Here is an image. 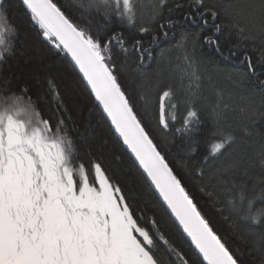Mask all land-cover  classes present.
<instances>
[{"label":"snow or ice","instance_id":"obj_1","mask_svg":"<svg viewBox=\"0 0 264 264\" xmlns=\"http://www.w3.org/2000/svg\"><path fill=\"white\" fill-rule=\"evenodd\" d=\"M21 3L50 50L71 58L93 98L90 112L102 108L100 123L106 124L108 138L101 137L104 151L80 154L54 76L46 84L59 101L61 114L55 118L44 116L28 87L0 89V264H264V231L249 243L234 219L260 223L264 207L254 209L248 200L242 210L228 197L229 190H209L200 165L177 171L122 83L120 61L135 57L142 66L157 53L163 58L171 50L163 45L179 31L174 48L183 53L190 79L202 78L198 49L203 48L223 59L236 58L246 67L245 75L259 79L264 47L253 49L260 52L255 60L246 49L257 15L264 33V0L227 6L212 0H154L147 18L142 0H88L87 15L100 16L102 26L85 19L84 6L72 0ZM10 7L9 0H0V17ZM229 29L243 43L228 40ZM10 54L0 49V63ZM259 82L264 89V80ZM173 95L171 85L159 93L161 131L170 128L167 103ZM199 125L198 111L189 107L176 129L187 137L191 158L199 151ZM212 135L219 142L211 145L205 161L235 143V136L219 126ZM189 180L200 186L190 188ZM145 189L155 195L151 217ZM205 197L223 229L205 211Z\"/></svg>","mask_w":264,"mask_h":264},{"label":"trees","instance_id":"obj_2","mask_svg":"<svg viewBox=\"0 0 264 264\" xmlns=\"http://www.w3.org/2000/svg\"><path fill=\"white\" fill-rule=\"evenodd\" d=\"M10 9L0 17V33L3 45L11 54L0 63V89L18 90V87H28L33 101L45 117L54 118L61 113L57 111L59 101L49 94L46 78L54 76L63 95V104L67 111L63 113L67 127L80 154L92 151L99 153L102 148L101 137L108 138L106 124L100 123L102 108L97 106L93 112V98L75 69L70 57L61 53L56 56L44 42L39 31L32 25L21 0H9ZM74 5L84 6L85 19H91L93 25L104 24L103 19L94 14L87 15L88 0H72ZM225 6L228 4L256 3L259 0H212ZM148 9L145 18L151 13ZM260 17L256 16V27L252 40L247 42V51L253 54L254 60L260 52L253 49L264 47V33L259 28ZM225 37L232 43H243V38L233 30H226ZM180 39V33L170 39L165 48L171 49L163 58L157 53V58L145 61L141 66L135 57H120L122 83L131 95L133 103L148 123L153 135L160 141L161 147L167 152L169 161L177 171L184 173L186 169L200 165L206 175L202 184L209 190L222 191L227 189L228 197L236 207L246 210L247 201L252 200L254 209L264 207V89L255 76H247L246 67L236 58L223 59L209 48L198 49L202 59L200 69L201 80L194 85L187 81L182 71L181 51L174 48ZM229 46H231L229 44ZM245 51L242 47L240 52ZM242 59V56L240 57ZM264 68H257V73ZM192 84V85H191ZM171 85L174 95L167 103L170 128L165 131L157 125L158 97L161 89ZM143 97V99H141ZM189 107L198 111L200 125L195 138L199 142V151L194 155L187 150V137L177 132L182 127L183 119ZM173 116L175 120H173ZM217 126L235 136V143L223 155L203 159L208 154L213 143L219 142L212 133ZM247 130V134L245 131ZM166 141V142H165ZM109 145L108 147H110ZM223 152V150H221ZM127 159V157H125ZM200 186L199 181L189 180L188 186ZM146 211L151 217L155 195L145 189ZM245 199L241 201L240 197ZM201 203L205 211L213 214L221 228L224 223L219 216L214 215L210 203ZM142 206L143 203H142ZM160 214H163L161 211ZM239 225L240 235L249 243L257 240L258 234L264 231V217L260 223L244 220L234 216ZM236 246L244 247L241 239L232 241ZM247 258V253H246Z\"/></svg>","mask_w":264,"mask_h":264},{"label":"rangeland","instance_id":"obj_3","mask_svg":"<svg viewBox=\"0 0 264 264\" xmlns=\"http://www.w3.org/2000/svg\"><path fill=\"white\" fill-rule=\"evenodd\" d=\"M142 3H143V14H145V13H147V11H148V9L150 10V9H152V5H153V3H154V0H142ZM181 54L183 55V53L181 52ZM182 55L180 56V58L182 57ZM181 65H182V71H183V73H184V68L186 67L185 66V64H184V62H183V60L181 59V63H180ZM185 75V74H184ZM187 77V81H188V84H189V82L190 81H192L193 83H194V85H195V83L197 82V81H195L194 79H190L188 76H186ZM192 85V84H191Z\"/></svg>","mask_w":264,"mask_h":264}]
</instances>
